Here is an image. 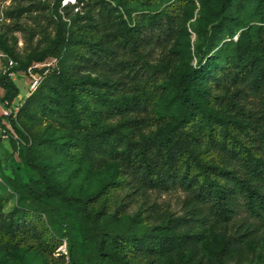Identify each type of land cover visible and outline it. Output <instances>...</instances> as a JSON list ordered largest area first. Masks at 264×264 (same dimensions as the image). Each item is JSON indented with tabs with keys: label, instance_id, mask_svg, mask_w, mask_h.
<instances>
[{
	"label": "trees",
	"instance_id": "16d2710c",
	"mask_svg": "<svg viewBox=\"0 0 264 264\" xmlns=\"http://www.w3.org/2000/svg\"><path fill=\"white\" fill-rule=\"evenodd\" d=\"M75 1L0 73V128L32 173L5 180L9 211L0 192V264H264V0ZM17 70L40 79L28 96ZM86 166L97 187L57 181ZM176 188L181 214L151 201Z\"/></svg>",
	"mask_w": 264,
	"mask_h": 264
},
{
	"label": "rangeland",
	"instance_id": "374dc122",
	"mask_svg": "<svg viewBox=\"0 0 264 264\" xmlns=\"http://www.w3.org/2000/svg\"><path fill=\"white\" fill-rule=\"evenodd\" d=\"M64 2L75 3L76 1L64 0ZM19 6L28 7L27 9L29 10L23 12L21 16L15 17L12 12ZM55 6L56 0H0V73L13 69L17 66L15 59H24L34 47L43 45L46 41V33L49 35L55 34L53 21ZM83 9L82 14L86 12V8L83 7ZM188 31L190 34L184 33L178 44L182 63H186L189 60L192 54L190 51L194 49L193 42L197 39L191 29H188ZM195 63L196 59L194 58L193 64ZM12 76L22 95H30L31 88L28 83L32 78L21 70L13 71ZM3 93L4 91L0 89V98ZM243 102L246 108L253 111H257L261 107L260 99L251 93L244 98ZM7 113L8 109L0 100V117ZM2 122L7 123L4 120ZM8 127L11 129L10 126ZM12 135H16L13 129H11L10 137L0 140V192L8 199L7 211L17 203V195L6 184L5 180L16 177L19 181L26 182L32 175L24 165L19 151L14 148L11 142ZM106 173V170L91 172L89 167L86 166L77 174L73 173L72 170L59 174L57 181L67 190L78 193L86 187L95 188L100 185ZM185 198L186 193L180 188L167 192H151V201L157 203L158 209L168 208L176 214L182 213V202ZM141 207L142 202L139 201L130 208V214H134ZM65 247L63 248L64 252H66Z\"/></svg>",
	"mask_w": 264,
	"mask_h": 264
},
{
	"label": "built area",
	"instance_id": "2783aa9c",
	"mask_svg": "<svg viewBox=\"0 0 264 264\" xmlns=\"http://www.w3.org/2000/svg\"><path fill=\"white\" fill-rule=\"evenodd\" d=\"M28 84H29V86H30V88H31V92H34V91L38 88V86H39V84H40V79L32 78V79L29 81ZM0 129H1V128H0ZM0 133H1L3 139L9 137V134H8V133L6 132V130H4V129H1Z\"/></svg>",
	"mask_w": 264,
	"mask_h": 264
},
{
	"label": "water",
	"instance_id": "95a60500",
	"mask_svg": "<svg viewBox=\"0 0 264 264\" xmlns=\"http://www.w3.org/2000/svg\"><path fill=\"white\" fill-rule=\"evenodd\" d=\"M21 97H22V95H21Z\"/></svg>",
	"mask_w": 264,
	"mask_h": 264
}]
</instances>
